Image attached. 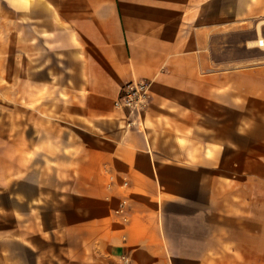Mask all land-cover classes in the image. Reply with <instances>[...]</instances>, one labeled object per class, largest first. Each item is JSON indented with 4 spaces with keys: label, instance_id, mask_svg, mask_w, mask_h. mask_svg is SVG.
I'll list each match as a JSON object with an SVG mask.
<instances>
[{
    "label": "crops",
    "instance_id": "crops-1",
    "mask_svg": "<svg viewBox=\"0 0 264 264\" xmlns=\"http://www.w3.org/2000/svg\"><path fill=\"white\" fill-rule=\"evenodd\" d=\"M259 37L264 0H0L1 264H264Z\"/></svg>",
    "mask_w": 264,
    "mask_h": 264
},
{
    "label": "built area",
    "instance_id": "built-area-1",
    "mask_svg": "<svg viewBox=\"0 0 264 264\" xmlns=\"http://www.w3.org/2000/svg\"><path fill=\"white\" fill-rule=\"evenodd\" d=\"M149 87L150 83L145 81L130 82L122 89L119 98L115 102V107L130 115H140L145 112L149 104ZM130 125V123H128ZM126 202L122 201L117 214L124 211Z\"/></svg>",
    "mask_w": 264,
    "mask_h": 264
},
{
    "label": "rangeland",
    "instance_id": "rangeland-1",
    "mask_svg": "<svg viewBox=\"0 0 264 264\" xmlns=\"http://www.w3.org/2000/svg\"><path fill=\"white\" fill-rule=\"evenodd\" d=\"M252 46H254V45H252ZM262 48H264V47H262ZM249 97H250V91L244 90L243 91V99H244L243 114H244V116L255 114L256 110H257V108L252 107L251 101H246V99H248ZM250 125H251L250 123H244V127H246V128H248ZM10 226H11L10 220H0V229H9ZM0 243L3 244L4 248L8 249L7 255L3 256V257H5V259H10L11 255H13L15 257H20L23 262L28 261L27 256L24 253V251L22 249H20L16 244L11 243L10 241H5V242L1 241ZM51 254L53 255L51 264H60V261L58 260V251L57 250H56V252L52 251ZM1 257L2 256L0 255V258ZM64 257L62 255V258H64ZM74 257H76V256H74ZM66 259L69 260V259H71V257L69 255H67ZM0 264H1V261H0ZM61 264H62V262H61ZM100 264H102V263H100Z\"/></svg>",
    "mask_w": 264,
    "mask_h": 264
},
{
    "label": "bare ground",
    "instance_id": "bare-ground-1",
    "mask_svg": "<svg viewBox=\"0 0 264 264\" xmlns=\"http://www.w3.org/2000/svg\"><path fill=\"white\" fill-rule=\"evenodd\" d=\"M251 45H256V46H260V47H264V38L259 37V39L257 40V42L253 43Z\"/></svg>",
    "mask_w": 264,
    "mask_h": 264
}]
</instances>
